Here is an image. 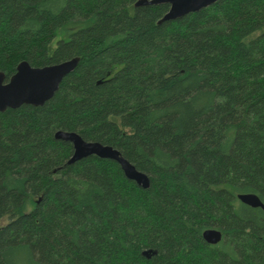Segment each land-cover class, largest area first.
I'll list each match as a JSON object with an SVG mask.
<instances>
[{"label":"trees","instance_id":"1","mask_svg":"<svg viewBox=\"0 0 264 264\" xmlns=\"http://www.w3.org/2000/svg\"><path fill=\"white\" fill-rule=\"evenodd\" d=\"M136 1L0 0L5 81L79 58L43 105L0 112V264H264V211L236 197L264 204V0L160 23L167 3ZM58 130L149 186L111 159L68 164Z\"/></svg>","mask_w":264,"mask_h":264},{"label":"water","instance_id":"2","mask_svg":"<svg viewBox=\"0 0 264 264\" xmlns=\"http://www.w3.org/2000/svg\"><path fill=\"white\" fill-rule=\"evenodd\" d=\"M216 1L137 0L134 6L167 3L169 9L158 21L160 23L167 20H176L189 13L197 12ZM78 59V57H73L42 67H33L28 62L21 61L17 65L15 73L8 81H5V74L0 71V112H4L8 108H18L22 105H43L53 97L62 79L74 70ZM54 137L72 144L73 152L67 161L68 164H72L90 155L103 159H111L120 165L126 178L134 181L142 188L149 186L148 176L144 172L137 170L114 147L96 141H85L75 132L58 130L55 132ZM236 197L241 203L251 207H259L264 211V204L257 194L253 192L238 193ZM202 237L209 244H217L222 239V233L216 228H207L202 232Z\"/></svg>","mask_w":264,"mask_h":264},{"label":"rangeland","instance_id":"3","mask_svg":"<svg viewBox=\"0 0 264 264\" xmlns=\"http://www.w3.org/2000/svg\"><path fill=\"white\" fill-rule=\"evenodd\" d=\"M54 44H55V41H53V42H52V44H51V47H53V46H54Z\"/></svg>","mask_w":264,"mask_h":264}]
</instances>
